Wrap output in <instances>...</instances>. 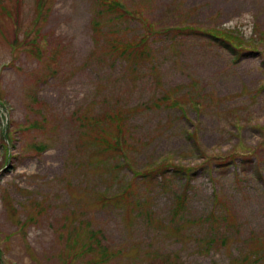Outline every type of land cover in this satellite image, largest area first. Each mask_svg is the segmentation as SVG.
<instances>
[{
	"label": "rangeland",
	"instance_id": "rangeland-1",
	"mask_svg": "<svg viewBox=\"0 0 264 264\" xmlns=\"http://www.w3.org/2000/svg\"><path fill=\"white\" fill-rule=\"evenodd\" d=\"M114 1L131 17L109 22L103 0H0V264H244L264 238V0ZM141 23L160 30L155 57L124 74L107 41L141 38ZM115 109L125 161L95 141ZM155 164L187 176L146 184Z\"/></svg>",
	"mask_w": 264,
	"mask_h": 264
},
{
	"label": "trees",
	"instance_id": "trees-1",
	"mask_svg": "<svg viewBox=\"0 0 264 264\" xmlns=\"http://www.w3.org/2000/svg\"><path fill=\"white\" fill-rule=\"evenodd\" d=\"M104 2V12L106 14H109V12L114 11L115 9L119 8L120 3L118 1H107L103 0ZM124 11V12H123ZM122 12L119 13H114V17L110 16L111 19L109 20V22H113L114 20L117 19H123L124 17H126V15L130 16L125 10H123ZM131 17V16H130ZM140 20V19H139ZM142 21V20H140ZM142 27L144 28V33L142 34V37L137 39V40H132L130 39H125L123 41H119L117 39L114 40H110L107 41L108 43V52H111V54H109L110 58L111 57H115L116 60L121 61L122 63V69H123V73L126 74L128 73H133V75L137 74V69L140 63H144V65L147 64H151L153 63L155 54L152 50V46L151 43L155 41L154 37H151L154 34H161L160 30H153L151 28V26L149 24H143L141 23ZM170 30V29H168ZM176 30V29H175ZM174 30V31H175ZM185 29H179L180 32H184ZM200 37L201 36H206L211 40V44L214 43H220L221 44V48L224 49L225 51L231 53V54H237L239 55V53L242 50L237 51L231 44V42L229 41H233L231 37H229L228 35H225L224 33L221 34L220 37L212 34V36L207 33H199ZM173 39H171L170 41V47L173 46ZM152 74V72H150ZM120 110L115 109L114 112V116L116 117V119H114V122H111L110 124H114L115 128L114 129H107L105 126L106 124L100 125L97 129L96 132V136H95V141L102 146V150L103 153L106 152H110V156H113L112 159L114 158H123L124 155L126 154V148L127 145H124L122 143V139H124L123 134L124 133H128L129 130L128 128L125 127V117L119 113ZM82 121L86 122V119L81 118ZM90 120H87V122H89ZM85 122H82V126L85 128ZM87 141H89V136L87 133ZM89 144V142H88ZM89 147V145H87ZM122 160L125 161V158H123ZM166 164H161V165H154L151 167H148V169H146L147 171V175H144L143 179L144 182L146 184H154V180L156 178H154V176L156 174H159V177L161 178L162 176V180L163 182H161V184L165 187H169V184H171V179L170 181H168V177H167V171L168 169H171L173 174L178 175L180 173V175H186L187 176V170H182L179 168H176V166H172V165H168L165 166ZM224 165V164H222ZM119 168H125L128 167V164L126 162L121 163V165H117ZM134 171V170H132ZM145 171V172H146ZM163 171L166 172V175L163 174ZM135 175H138V172L135 173ZM158 176V175H157ZM152 179V180H150ZM161 180V181H162ZM129 186H132V183L129 184ZM183 191V190H182ZM185 191H183L180 194V197L177 198V209L175 211V214L172 216L174 218V216H177L180 212L184 211L182 209V203L185 201ZM105 200H108V198L106 197ZM216 201L218 200V198L216 197L215 199ZM210 221V218L207 222ZM219 222L223 223L224 225H226V220L221 221V220H215L214 223L217 224ZM229 225H231V223H228ZM233 225H231L232 227ZM212 232L215 231V227H213ZM211 232V233H212ZM229 240L228 237H226V235H210L209 238H206V245L208 244V246L212 247V246H221V245H225L227 244V241ZM198 244H201L200 242H198ZM221 244V245H220ZM245 247H248V252L245 253V255H241V262L244 264H264V238L260 237V235H255V237L251 238L250 240H248L247 242H245ZM85 251H87V249H84ZM101 253V257L105 260L107 259V254L103 251L100 252ZM166 264H171L170 261H167ZM176 264V263H175Z\"/></svg>",
	"mask_w": 264,
	"mask_h": 264
}]
</instances>
